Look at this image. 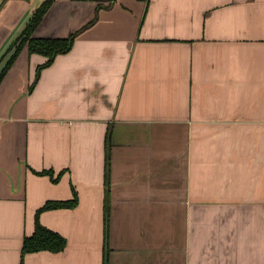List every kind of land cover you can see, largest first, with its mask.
Here are the masks:
<instances>
[{
	"label": "crops",
	"instance_id": "1",
	"mask_svg": "<svg viewBox=\"0 0 264 264\" xmlns=\"http://www.w3.org/2000/svg\"><path fill=\"white\" fill-rule=\"evenodd\" d=\"M45 1L0 0V60ZM78 32L1 83L0 264L74 195L24 264H264V0H55L33 37Z\"/></svg>",
	"mask_w": 264,
	"mask_h": 264
},
{
	"label": "trees",
	"instance_id": "2",
	"mask_svg": "<svg viewBox=\"0 0 264 264\" xmlns=\"http://www.w3.org/2000/svg\"><path fill=\"white\" fill-rule=\"evenodd\" d=\"M55 0H46L32 15L28 24L19 35V37L13 42L10 48L4 53L3 57L6 55L8 51L11 50L13 46H15L19 41H21V45L18 48L16 55L8 64L6 70L2 74V78L0 80V86L4 78L6 77L9 70L14 65L16 59L21 54V52L27 48L28 54L32 55H41L46 58V62L37 68L36 76L33 85L37 83L40 78V73L43 69L50 67L56 57L59 55L66 54L71 51L74 45V41L76 36L79 34H72L70 37L66 39H37L33 37L35 30L40 25L42 19L45 14L52 6ZM97 20V17L93 22H91L86 28L93 25ZM1 58V60L3 59ZM0 60V61H1ZM34 86H31L30 91ZM39 174L52 176L51 171H45ZM77 205V196L74 195V199L71 201H52L47 202L43 207H41L35 216V229L31 236L26 237L22 244V257L21 263L24 264V257L27 254L38 253V252H51V253H60L63 252L67 247V240L61 234L56 231H53L40 222V215L48 210L55 209H70ZM106 232L108 233V217L106 218ZM106 233V239H107ZM108 253H106L105 264L108 262Z\"/></svg>",
	"mask_w": 264,
	"mask_h": 264
},
{
	"label": "water",
	"instance_id": "3",
	"mask_svg": "<svg viewBox=\"0 0 264 264\" xmlns=\"http://www.w3.org/2000/svg\"><path fill=\"white\" fill-rule=\"evenodd\" d=\"M21 45V41H19L15 46L11 48L10 51L6 53V55L3 57V59L0 61V80L2 78L3 72L6 70L8 64L13 59V57L16 55L18 48Z\"/></svg>",
	"mask_w": 264,
	"mask_h": 264
},
{
	"label": "rangeland",
	"instance_id": "4",
	"mask_svg": "<svg viewBox=\"0 0 264 264\" xmlns=\"http://www.w3.org/2000/svg\"><path fill=\"white\" fill-rule=\"evenodd\" d=\"M43 65V64H42ZM41 66V65H40Z\"/></svg>",
	"mask_w": 264,
	"mask_h": 264
}]
</instances>
